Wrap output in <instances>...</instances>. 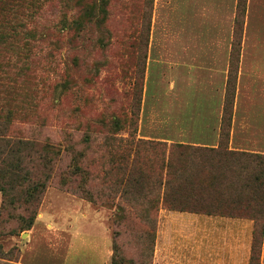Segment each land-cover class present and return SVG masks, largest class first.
Returning <instances> with one entry per match:
<instances>
[{
  "label": "rangeland",
  "instance_id": "1",
  "mask_svg": "<svg viewBox=\"0 0 264 264\" xmlns=\"http://www.w3.org/2000/svg\"><path fill=\"white\" fill-rule=\"evenodd\" d=\"M146 1L109 0L107 19L82 31L70 26L65 2L45 1L37 19L1 46L0 114H11L10 135L36 147L14 157L25 161L20 173L0 180L16 187L0 206V243L16 264H250L252 221L170 210L152 177L142 193L127 183L132 169L111 162L109 124L129 117L140 68L146 72L138 138L167 132L169 114L208 113L209 106L182 108L186 88L198 86L201 76L224 81L217 90L221 126L238 0H154L149 41ZM240 48L239 117L259 137L264 0L247 1ZM140 158L148 170L155 155ZM7 171L0 166V179ZM36 184L45 190L27 204L24 191Z\"/></svg>",
  "mask_w": 264,
  "mask_h": 264
},
{
  "label": "trees",
  "instance_id": "2",
  "mask_svg": "<svg viewBox=\"0 0 264 264\" xmlns=\"http://www.w3.org/2000/svg\"><path fill=\"white\" fill-rule=\"evenodd\" d=\"M45 1L51 0H0V50L10 34L37 19L42 13V4ZM58 1L66 3L65 8L71 17L70 26L78 31L84 30L88 24L101 25L109 14V0H93L90 5L84 3L85 0ZM247 1L238 0L237 4L234 43L218 146L207 147L138 138L146 72L145 68H140L133 82L131 113L126 121L119 117L112 118L106 136V147L113 165L119 166L124 172L132 169L127 183L135 182L142 193L146 192L152 177L153 185L159 191V200L168 209L252 221L254 239L250 264H260L264 238V154L232 150L230 147ZM146 3L149 11L146 14L145 37L146 41H149L154 0H147ZM64 20H67V13L64 14ZM1 67L6 65L0 63ZM2 116L0 114V166H7L8 171L0 180L8 179L14 172L20 173L24 169L25 161L14 157L27 149L36 148L34 144L10 135L11 125L8 120L11 114H6V118ZM46 148L50 146L47 145ZM145 151L155 155L154 159H149L148 164L150 170L152 167L156 169L154 175H149L150 170H147L144 161H141L140 156ZM15 190L14 184L0 181L2 209L6 207L9 193ZM44 190V184L28 187L24 191L28 198L26 203L36 199ZM10 204L14 205V201ZM34 220L32 217L26 225L27 229L32 228ZM7 256L0 243V264H16ZM114 264H117L115 260Z\"/></svg>",
  "mask_w": 264,
  "mask_h": 264
},
{
  "label": "crops",
  "instance_id": "3",
  "mask_svg": "<svg viewBox=\"0 0 264 264\" xmlns=\"http://www.w3.org/2000/svg\"><path fill=\"white\" fill-rule=\"evenodd\" d=\"M224 68L221 69L220 74L224 76ZM212 76V75H211ZM210 76V78H211ZM202 76L197 80V85L188 86L187 98L183 101L182 108L187 105L197 107V106H209L210 111L206 114L197 116V118H190L189 116L192 111H182L180 115L174 116L169 114V127L167 132H163L157 136L163 137H148L150 139H158L178 143L200 145L207 147H217L219 143V133H220V123L218 122L220 97L218 96L217 90L219 88L220 82L224 86V81L218 75H213V80L210 78L206 82H202ZM195 80V75L193 77ZM193 79H190L192 81ZM241 75L239 76V84L241 83ZM190 83L188 79L185 80ZM185 82V84H186ZM193 82V81H192ZM175 88L177 87L176 82ZM221 85V86H222ZM226 85V84H225ZM208 86V88H207ZM174 88V89H175ZM173 89V90H174ZM190 90H194L195 94L190 95ZM238 98V96H237ZM236 98L233 127L231 132V149L237 151H246L252 153L264 154V143H260L257 139H264V135L257 136L254 131L257 129H251V126L247 124L246 117H239L241 114V109H239V98ZM200 99L204 101L201 102ZM222 103V102H221ZM209 110V109H208ZM197 120V121H195ZM245 124V125H244ZM250 128V129H249ZM1 204V200H0ZM1 206V205H0ZM221 218V217H217Z\"/></svg>",
  "mask_w": 264,
  "mask_h": 264
}]
</instances>
